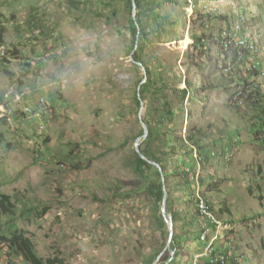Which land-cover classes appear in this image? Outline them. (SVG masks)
I'll return each mask as SVG.
<instances>
[{
    "label": "rangeland",
    "instance_id": "374dc122",
    "mask_svg": "<svg viewBox=\"0 0 264 264\" xmlns=\"http://www.w3.org/2000/svg\"><path fill=\"white\" fill-rule=\"evenodd\" d=\"M175 1L166 11L183 25L161 36L151 30L140 52L130 30L136 11L131 15L125 0H0L6 103L0 110V199L12 196L16 206L3 226L24 232L44 261L148 264L161 252L154 264H164L167 253L174 258L177 252L175 264H194L207 248L195 208L200 192L222 226L212 236L216 253L228 255L227 264H264V230L258 228L264 229V214L246 193L251 182L245 172L264 165V148L251 142L249 131L235 133V144L226 136L243 125L231 119L233 91L200 87L216 67L227 75L224 56L214 46L200 53L191 40L207 32L226 50L232 42L246 49L242 69L258 67L261 77L252 81L264 94V0ZM188 53L203 63L202 73L190 66ZM150 77L158 84L142 96ZM163 108L176 115L165 121L172 129L152 150L173 177L174 207L182 217L177 250L168 247L166 220L163 233L152 198L139 189L147 176L136 170L138 146L142 154L147 149L143 124L151 109L160 110V121ZM195 154L204 161L198 182L191 175L199 169ZM224 201L233 220L220 215ZM168 208L167 202V214ZM12 264L27 263L18 257Z\"/></svg>",
    "mask_w": 264,
    "mask_h": 264
},
{
    "label": "trees",
    "instance_id": "16d2710c",
    "mask_svg": "<svg viewBox=\"0 0 264 264\" xmlns=\"http://www.w3.org/2000/svg\"><path fill=\"white\" fill-rule=\"evenodd\" d=\"M125 2L127 3V8L131 12V15H133V13L136 11L135 17H132L130 21V30L133 38L135 39L136 45L137 42L139 43L138 51L140 52H142L147 44L151 42L149 39V33L151 30H153L158 36H161L162 34L171 30H175L176 28L183 25L178 15H173L166 11V6L168 4L176 3L175 0H125ZM194 12L199 14L198 11ZM146 17L147 20H145ZM4 34L5 31L0 29V47H2L5 41ZM219 38L222 39V34L219 35ZM191 40L194 44V47L200 53L205 50L210 53L214 46V48L217 49L218 56H224L223 69L225 71L229 70L227 75H225L220 68L216 67L214 76L212 78L206 77L201 82L200 87L204 93H209L211 91L220 89L225 91H233V95L230 97V114L232 115L231 119L233 120L234 118H237L243 123V125L235 126L236 129L230 133H227L226 136L232 141V144H235V138H233L236 136L235 133L240 135L242 130L249 131L253 137L251 142L257 143L259 146L264 148V106L262 105L261 101L263 100L264 94H262L260 85L256 81H252L253 78L256 80L261 77V73L258 71V67L256 66L247 71L242 69V67H245L243 64L247 53L243 54V52H245L246 49H240V47L235 46V44L232 42L229 49L226 50L224 42L222 45L221 42L213 39L212 35H209L207 32L201 33V35H193ZM135 48L136 47H134V49ZM135 58L147 66V63L139 57L138 53L135 55ZM186 58L188 59V62L192 68L202 73L204 65L202 62H200L199 58L191 56L189 53L186 54ZM229 74L231 79H227ZM157 84L158 80L156 78L150 77L148 82L141 86L140 94L145 96V94L149 92L150 88L157 86ZM182 91L188 94L187 89ZM137 102L140 106L141 100L138 99ZM4 105H6V103L2 93L0 92V110L4 109ZM159 111L156 109H151L148 118L145 120L149 134L146 139L147 149L143 151V154L148 158V160L158 164L162 170V173L156 166L143 160L139 154L136 155V170L139 174L147 176L146 179L148 184L144 185L143 187H139V189H144V192L152 198L155 205V217L158 223V228L163 233H165L167 228L162 213V204L165 197V189L168 192V214L172 215L173 226L175 230L172 249L177 250L175 247L177 245L179 236L176 234V229L182 222V217L174 207V190L169 184L170 179L173 177L164 165V159L159 157V155H157L158 153L152 150V145L155 144L156 141L161 140L172 129L171 127H166L165 121L168 118L173 120L174 116L176 115V111H167L166 108H163L161 120L158 121L157 116ZM189 116H191V113ZM3 122H6V120H3ZM143 135L144 132H142L140 136ZM189 140L190 142L194 143L195 146L200 148V150L202 149L200 141H196L195 136L190 135ZM174 150L175 152H178V148H174ZM227 150L228 149H226L224 154H226ZM194 163L198 164V161H194ZM203 163L204 161L202 162L201 159V166ZM245 172L246 174H250L248 181L251 182L247 187L246 193L248 196L252 197L253 199H257L260 202V208L264 214V165L253 164L252 169L249 168ZM187 174L188 173H186V175ZM188 176L190 175H187V177ZM163 177L165 182L162 180ZM212 188H214L217 193L220 192L219 184H214ZM206 195L207 193L203 194L205 199L207 198ZM13 199L14 198L9 195H3L0 199V245L3 243L9 245L13 255L20 256L27 264H64V261L59 258L44 261L37 255L32 239L27 237L24 232L4 229L3 217L14 215L16 210ZM196 212L200 218L197 209ZM220 215L222 217L227 215L232 218V220L234 218L231 208L228 206L226 201L223 203ZM256 219L257 217L252 218L253 221ZM227 223H234V221H227ZM212 228L214 230L216 229L215 226H212ZM258 228L260 231L264 230L262 225H258ZM260 248L264 252V234L260 239ZM160 255L161 252H157L152 255L148 260V264H154ZM177 256V252L174 258L170 253H167L164 258V264H175Z\"/></svg>",
    "mask_w": 264,
    "mask_h": 264
},
{
    "label": "bare ground",
    "instance_id": "6f19581e",
    "mask_svg": "<svg viewBox=\"0 0 264 264\" xmlns=\"http://www.w3.org/2000/svg\"><path fill=\"white\" fill-rule=\"evenodd\" d=\"M194 160L198 161L197 165L199 166V169H196V170L194 169L195 173L191 174V175H192V179L196 180L198 182V181H200V173H201V171H200L201 170L200 156L198 157V155L195 154ZM190 172H191V168L188 169L187 173H190ZM199 193H198V195H196L197 196L196 197L197 198L196 209H197V211L200 215V218L202 220L201 227H200L201 228L200 241H202V243L205 244V246L207 245V248L203 254L199 255L201 257H198V255L196 256V258L198 257V263L196 262V259H195L194 264H201L200 261L204 258H207L208 262L207 261L206 262L208 264H227L229 256L226 254L216 253V250L214 249L213 244H212V236L214 234V229L212 228V226H215L217 229L216 231L218 232L222 228L221 223L217 220V217L215 216L216 214H214V208L212 207V204L210 203V201L206 200L207 198L205 199ZM202 205H208L210 207V213H212V214L209 215L208 211L203 209ZM209 226H211V227H209ZM210 239H211V242H210ZM213 239L215 240L216 238L214 237ZM207 240H209V241H207ZM222 258H225L224 263H223V261H221Z\"/></svg>",
    "mask_w": 264,
    "mask_h": 264
},
{
    "label": "water",
    "instance_id": "95a60500",
    "mask_svg": "<svg viewBox=\"0 0 264 264\" xmlns=\"http://www.w3.org/2000/svg\"><path fill=\"white\" fill-rule=\"evenodd\" d=\"M138 45H139V43L137 42L136 49L138 48ZM143 125H144V128H145L143 138H147V136L149 134V130H148V127H147V125L145 123ZM137 152H138V154L140 155V157L143 160H145L148 163L156 166L161 171V173H162V170H161L160 166L158 164H156V163L151 162L150 160H148V158L146 156H144L142 154V152L139 150V146L137 148ZM167 202H168V192L165 189V197H164V201H163V204H162V212H163L164 219L166 220V223L170 227V237H169V244H168V247H170L171 244H172V242H173V239H174V230H173V219H172V216H170V215L167 214V210H166Z\"/></svg>",
    "mask_w": 264,
    "mask_h": 264
},
{
    "label": "built area",
    "instance_id": "2783aa9c",
    "mask_svg": "<svg viewBox=\"0 0 264 264\" xmlns=\"http://www.w3.org/2000/svg\"><path fill=\"white\" fill-rule=\"evenodd\" d=\"M202 206H203V209L208 211L209 215L212 214V213H210V207L208 205H202ZM209 227H211V226H209ZM207 241H209V240H207ZM18 257H20V256L13 255V252L11 251L9 246L0 245V264H12L13 261H16V259ZM198 257H201V256L198 255ZM198 257L196 258L197 263H198ZM225 258L221 259V261H223V263L225 262Z\"/></svg>",
    "mask_w": 264,
    "mask_h": 264
}]
</instances>
